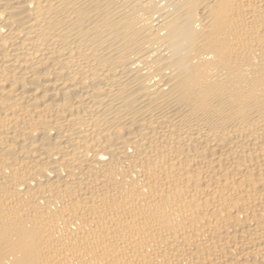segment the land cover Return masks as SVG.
<instances>
[{"label": "bare ground", "instance_id": "6f19581e", "mask_svg": "<svg viewBox=\"0 0 264 264\" xmlns=\"http://www.w3.org/2000/svg\"><path fill=\"white\" fill-rule=\"evenodd\" d=\"M0 264H264V0H0Z\"/></svg>", "mask_w": 264, "mask_h": 264}]
</instances>
